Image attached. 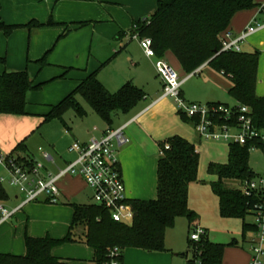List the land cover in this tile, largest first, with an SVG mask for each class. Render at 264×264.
I'll list each match as a JSON object with an SVG mask.
<instances>
[{
    "label": "trees",
    "instance_id": "1",
    "mask_svg": "<svg viewBox=\"0 0 264 264\" xmlns=\"http://www.w3.org/2000/svg\"><path fill=\"white\" fill-rule=\"evenodd\" d=\"M257 6L259 5L254 0H159L155 12L133 22L129 33L131 35L136 32L141 38H150L155 58H163L169 53L187 74L207 63L229 75L233 83L229 94L237 102L236 105L249 107L255 126L264 128V97L255 94L258 50L219 52L220 36L230 30L228 27L232 17L239 11ZM0 28L8 30L11 26L0 21ZM37 87L39 85H33L25 71L0 74V114H25V94ZM76 94L107 124L111 123L115 114L129 111L144 97L143 90L130 81L124 83L116 92L108 91L97 79L94 71L82 79L64 99L52 106L49 113L44 115V120L51 117L61 118L68 108H72L79 116H84L85 111L76 99ZM206 104L226 105L220 102ZM179 113L184 121H190L194 125L197 122L196 118ZM215 122L234 124L235 115L230 120L217 115ZM252 144L254 143L248 142L241 146L235 142L229 143L227 162L210 163L208 166V172L217 177L210 186L218 197L220 215L242 220L243 240L247 233L255 230L252 221L246 222L245 218L248 215L252 217V210L257 203L264 200V196H244L239 190L228 188L225 181L239 180L244 183L264 176V173L256 174L248 164L249 147ZM255 144L257 148L264 149L262 142L255 141ZM165 145H168L167 149ZM160 150L157 198L130 201L134 212L130 222L112 220L106 209L94 203H70L73 217L66 236L55 239L48 235H25V255L0 253V264H68L54 257L51 249L63 243L74 242L71 228L84 223V241L94 250L93 264H103L108 258L107 249L110 247H118L121 251L127 247L165 251V233L173 226L175 217L185 216L190 227L194 226L197 218L196 213L189 209L187 198L189 185L197 181L199 151L195 144L180 136H172L162 142ZM14 159L18 163H34L31 160ZM7 198L8 195L0 183V200ZM228 245L237 246V242L233 240ZM225 246L209 241L207 236L197 243L189 240L188 253L191 258H187L186 264H193L195 257L201 260V264H222Z\"/></svg>",
    "mask_w": 264,
    "mask_h": 264
},
{
    "label": "crops",
    "instance_id": "2",
    "mask_svg": "<svg viewBox=\"0 0 264 264\" xmlns=\"http://www.w3.org/2000/svg\"><path fill=\"white\" fill-rule=\"evenodd\" d=\"M97 1L108 7V15L113 21L116 20L123 23L124 26L131 25V27L133 22L151 16L157 9L159 2V0ZM254 1L259 6L264 4V0ZM8 2H12V0H5V2L4 0H0V10L7 8V6L15 5ZM259 6L237 12L232 17L228 29L236 34L256 21L264 25V14L259 12ZM127 34L126 31L120 30L114 37L122 50L128 46V42L126 41ZM241 48L242 52H253L255 50L259 52L255 94L259 97H264V27L249 35L242 42ZM116 53L114 51L111 59L114 58ZM163 59L170 61L179 76L183 79L185 78L181 85V95L186 101L201 103L220 102L227 106H235L237 104L229 94V90L233 85L229 75L214 69L207 63L203 64L193 73L187 74L181 68L178 61L169 53ZM203 71H205V74L202 77L196 78L195 86L184 92L182 89L183 85ZM128 81L130 80L124 83ZM162 86L160 78L159 87L155 89L145 91L137 86L143 90L144 97L129 111L115 114L110 124L103 121L90 106L92 110L83 106L81 103L85 111L84 116L81 117L85 121V124H89L85 132H78L76 127L73 126L74 122H71V125H68L64 120L62 122L66 126V131L69 134L66 135V138L70 142L72 140V142H88L91 138H99L106 128H124L127 142L117 149V158L121 176L125 184L128 203L133 200L149 201L157 198V169L161 155L160 144L166 138L180 136L195 144L199 151L200 163V146L197 144L200 143L202 138L197 134L195 128L192 129L190 122H186L181 118L174 102L169 98L162 97ZM216 88L227 92L233 102H222L219 99ZM106 89L110 91L107 87ZM41 121H44V118L39 119L32 115L0 114V148L2 151L14 158L38 162L33 155L29 154L28 143ZM71 144H69L68 149ZM51 148L55 150L54 145H51ZM228 149L229 146L226 150L227 153ZM38 151L44 162L45 170L50 173H55L59 168H63L76 158L72 161L57 159L53 155V152L44 150L42 147H39ZM43 153H47L49 159H45ZM224 158L223 156V159L219 161L223 162ZM0 176H2V173ZM212 176L215 181L217 177L215 175ZM74 180L82 183V189L72 186V181ZM211 182L203 185L197 178L196 182L189 185L187 204L189 209L197 215L194 225H199L206 230L208 240L211 234L216 231V228L221 230H226L224 228H227V230H230L228 231L230 232V238L232 237V241L237 242V246H231V248L225 251L222 264H248L250 259L248 244L249 233L245 240H243L246 245L245 249H243V247L238 245L239 242L237 240L240 228L239 221L235 223L233 218L221 217L219 200L211 189ZM57 184L61 195L58 203L55 204L46 202V200L23 204L24 197L20 192L10 197L13 203H17L12 207L13 210L17 209V211L11 217L13 218L11 222L5 221L0 224V253H11L18 256L25 255V235L31 237H44L48 235L55 239H60L67 235L73 217V208L70 203L79 205L91 204L92 201L85 203L81 199L83 195L91 199V191L79 176H65ZM18 213L19 220L16 215ZM13 220L15 223H13ZM241 223L243 224V222ZM85 232L86 228L81 224L73 226L71 233L75 241L54 246L51 249V254L54 257L66 261L68 264H93L92 258L94 250L84 241ZM164 244L165 251H146L137 247L124 248L121 264H183L181 258H184V264H186L187 258L189 257L188 250L183 252V246L176 241H169L166 233Z\"/></svg>",
    "mask_w": 264,
    "mask_h": 264
},
{
    "label": "rangeland",
    "instance_id": "3",
    "mask_svg": "<svg viewBox=\"0 0 264 264\" xmlns=\"http://www.w3.org/2000/svg\"><path fill=\"white\" fill-rule=\"evenodd\" d=\"M8 3L15 5L0 10V21L11 26L8 30L0 28V74L25 71L33 85H39L25 94L26 116L32 115L42 119L52 106L64 99L76 88L78 82L92 71H97V79L112 92L127 80L145 91L159 87V76L155 68L157 58L145 56L140 48L139 39L131 38L129 33L131 25L124 26L123 23L113 21L108 15V7L97 0H12ZM120 30L128 33L127 40L125 39L128 46L124 50L114 38ZM114 51L117 53L111 59ZM168 62L171 64L170 61ZM204 74L205 71L187 81L182 87L183 91L194 87L196 78ZM216 92L222 102H233L224 90L216 88ZM75 97L83 106L90 108L79 94ZM63 120L68 125L74 122L73 126L82 133L89 125L85 124L82 117L72 108L66 109L61 118L51 117L41 121L28 143L29 154L38 162L44 163L38 151L39 147L53 152L57 159L72 161L76 157V153L68 149L73 140L70 142L66 138L69 134L62 123ZM190 125L193 129L192 122ZM166 140L167 138L163 142ZM51 145L55 146V150ZM197 145L200 146L197 178L205 185L214 181V177L208 172L209 164L227 162L226 150L229 142L202 139ZM223 156L224 163L219 161ZM248 164L256 174L263 175L264 149L257 148L250 151ZM1 173L2 176H6L2 166H0ZM240 184L239 180L225 181V185L233 190H237ZM2 185L9 199L0 201V204L11 210L17 203H13L10 197L19 191L7 182H3ZM72 186L80 189L82 183L74 180ZM81 199L85 203L92 201V198H86L84 195ZM16 215L19 220V213ZM12 219L7 222H11ZM233 219L235 223L239 221L240 224L238 245L245 249L242 221L237 220L238 218ZM245 221L251 222L252 217L248 215ZM82 226L85 227L86 224ZM192 228L186 217L179 215L175 217L173 226L166 230V235L169 241H176L183 246L184 252L188 250ZM224 229L226 230L216 228L209 241L226 245L225 253L231 248L228 244L232 241V237L230 238L228 232L230 230ZM246 235L248 236V233ZM181 260L184 264V258Z\"/></svg>",
    "mask_w": 264,
    "mask_h": 264
},
{
    "label": "built area",
    "instance_id": "4",
    "mask_svg": "<svg viewBox=\"0 0 264 264\" xmlns=\"http://www.w3.org/2000/svg\"><path fill=\"white\" fill-rule=\"evenodd\" d=\"M258 10L264 14V4H261ZM263 27V24L256 21L239 33L226 31L220 36L219 52H241L242 42ZM131 38L139 39L140 47L147 57H155L150 38H141L136 32L131 34ZM155 68L163 85L162 97L173 100L178 112L189 118H196L194 128L202 139L235 142L241 146L253 142L249 151L257 149L255 141L264 144V128L255 126L249 107L186 101L181 95V85L185 78H181L177 70L163 58L156 59ZM217 115L226 120H230L235 115V122L234 124H219L215 122ZM126 142L123 127L106 128L99 138H91L88 142L74 141L69 151L75 152L76 158L55 173L46 171L41 162H34L31 165L18 163L0 149V166L6 173V176H0V183L7 182L16 188L24 197L23 204L40 200L55 204L58 203L61 195L58 181L68 175L79 176L92 193V203L106 209L112 220L130 222L134 212L126 199L125 184L117 158V149ZM165 148L167 149L168 145H165ZM43 156L49 159L47 153H43ZM237 190L244 196L256 194L263 197L264 176L241 183ZM16 211L17 209L7 210L3 204H0V224L9 220ZM252 223L255 230L249 232L250 259L248 264H264V200L257 203L252 210ZM192 227L189 234V240L192 243H197L202 237L207 236L203 227L199 225ZM121 255L122 251L118 247H110L107 249L108 258L103 264H121ZM188 258H191L190 253ZM193 264H201V260L195 257Z\"/></svg>",
    "mask_w": 264,
    "mask_h": 264
}]
</instances>
